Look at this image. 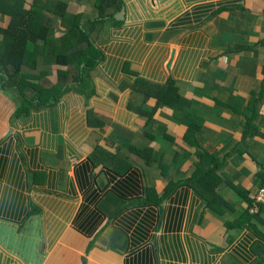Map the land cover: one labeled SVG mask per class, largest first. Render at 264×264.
Listing matches in <instances>:
<instances>
[{
    "label": "crops",
    "instance_id": "1",
    "mask_svg": "<svg viewBox=\"0 0 264 264\" xmlns=\"http://www.w3.org/2000/svg\"><path fill=\"white\" fill-rule=\"evenodd\" d=\"M41 1L49 7L36 10L38 47L48 49V38L49 45L64 49L55 56L65 53L73 41L60 46L56 39L82 21L104 61L89 104L71 89L55 107H36L14 122L18 96L4 91L0 79V221L20 228L31 204L41 209L45 257L37 264H158L159 242L169 235L180 238L172 260L183 258L179 264H264V207L252 217L255 230L243 223L264 185V0H123V16H117L122 8L95 26L98 0ZM9 17L0 13L1 28ZM40 48L35 81L49 88L65 80V88H75V65L61 79L63 67ZM138 79L157 86L175 81L180 99L175 106L161 105L150 123L131 110L136 104L151 111L156 104L135 93ZM90 110L105 131L90 125ZM190 127L199 130L207 155L202 165L215 169L219 180L214 193L208 191L218 198V212L185 184L201 153L163 138ZM145 134L155 140L138 141ZM151 142L153 167L132 154L135 145ZM166 146L172 149L162 152ZM96 147L119 152L128 164L117 167L121 173L98 157L96 165L90 158ZM162 156L170 167L165 176L157 167ZM131 175L139 177V197H124L119 188ZM209 183L204 177L197 186L208 190ZM87 210L102 218L91 235L80 228ZM0 264L30 263L0 244Z\"/></svg>",
    "mask_w": 264,
    "mask_h": 264
},
{
    "label": "trees",
    "instance_id": "2",
    "mask_svg": "<svg viewBox=\"0 0 264 264\" xmlns=\"http://www.w3.org/2000/svg\"><path fill=\"white\" fill-rule=\"evenodd\" d=\"M42 1L37 0V6H27L26 0H0V13H4L9 17L8 27H0V79L4 91H13L17 94L19 100V107L16 109L15 113L12 116L11 122L26 119L30 116L34 108H43L49 109L53 108L58 103H60L63 96L67 91L71 89L77 90L81 95L86 98L88 104L89 102L97 95V88L95 84L96 70L98 69L99 64L104 61L103 52L98 49L95 44L91 41V36L86 30H82L80 25L82 21L76 24L75 27L69 30V33H65L62 37L56 39V41H61L60 46L72 42V48L65 51L59 56H55L58 52L64 51L60 50L59 46L49 45L48 38L44 39L45 45H48V49L40 48L39 38L33 36L36 26V10H43L48 8V5H41ZM20 6L22 8H20ZM99 11V18L93 22V26L97 25L99 22L105 21L106 17H114L117 12L121 11L124 6L123 0H98L96 4ZM29 9H27V8ZM113 10V12H109ZM202 13L196 14L200 16ZM121 24V23H120ZM45 30L51 31L47 27H44ZM47 33V32H46ZM77 34V40H73ZM43 39V38H42ZM88 42L89 47L86 49L78 50L73 48V45L76 43ZM76 44V45H77ZM75 45V46H76ZM30 50H29V48ZM37 48H40L44 54L55 56L53 60L55 64L63 67V72L59 73L61 79L67 76L69 71L68 66L75 65L77 75L74 78L76 83L75 88L66 87L68 81L62 80L55 84L52 87L45 88L38 84L33 76L25 75L22 73V67L26 65L25 59L29 56H32L33 63L30 65V68L36 70L38 59H36L35 51ZM71 64V65H70ZM29 65V64H28ZM128 71H131L130 68H127ZM135 93L141 92L145 98V101L155 100L156 104L153 110L146 111L144 108H138L131 106V110L138 114L139 116L147 119L148 122L156 117L158 109L160 106H172L175 104L177 99H180V87L175 81L169 80V82L164 86H157L156 84L148 83L143 79H138L134 87ZM26 92H31L32 96H29ZM175 106V105H174ZM90 125L94 128L105 129L106 124L104 125L100 120L96 118L95 112L90 110L89 112ZM166 134L163 136L164 140L167 143L176 144V138L172 135L168 136ZM199 130L196 127H190L185 130L179 136V143L186 144L191 147L192 150L200 152L202 157L198 165H196V170L194 178L185 182L187 186L192 188L204 201L209 204V208L213 212H218V209L214 208V203L217 201V196L211 197L209 192L214 193L212 187H214V181L219 180L215 177L214 170H206L202 165L203 159L207 156L203 152L201 147V142L198 139ZM154 141L151 135L141 136L138 141ZM152 145L143 147L139 145V148H132V154L140 157L143 162L149 167L155 166L153 161V154L156 150L154 142H151ZM155 146V147H154ZM105 160L104 165L109 169L121 173V170L115 167L117 164L115 158L103 147H96L91 153V160L98 165L96 159ZM162 158L157 164V167L161 170L163 176L166 175L169 171V166L166 167L162 164ZM110 160V161H108ZM106 162H110L112 166L108 165ZM124 163L128 162L124 159ZM130 165V163H129ZM204 168V169H203ZM129 169H132L130 166ZM212 171V172H211ZM138 171L133 173L124 174H137ZM123 175V174H118ZM208 179L211 183L208 184V190L204 187L199 188L197 184L203 178ZM114 181L118 179L113 178ZM174 187L171 184L169 187L165 188V197L169 195L171 188ZM119 188L123 192L124 197H139L141 194L142 186L139 181V177L131 175V177L123 183L119 182ZM199 188V190H198ZM209 191V192H208ZM1 192V188H0ZM94 204V201H91ZM144 204V202H142ZM253 207V203H250L249 209L246 211V214L243 217V223L247 229L255 230V227L252 225V217L258 216L261 212V208L258 214H252L250 211ZM41 209L31 204V212L27 219V222L22 227H17L13 224L0 221V244L9 252L20 256L23 260L30 264H37L41 261V258L45 257L43 254V240H42V228H41ZM89 214V215H88ZM97 211H92L90 213L87 210L82 216H86L87 220L80 222V228L86 235H91L94 229V221L97 220L98 223L102 220L101 217H97ZM29 223V224H28ZM179 236H172L164 238L159 242V262L158 264H179L183 262V258H178L174 261L173 255H175V250H179ZM161 252V253H160ZM180 254L182 252H179Z\"/></svg>",
    "mask_w": 264,
    "mask_h": 264
},
{
    "label": "rangeland",
    "instance_id": "3",
    "mask_svg": "<svg viewBox=\"0 0 264 264\" xmlns=\"http://www.w3.org/2000/svg\"><path fill=\"white\" fill-rule=\"evenodd\" d=\"M26 4H27V6L29 7H31V6H34V5H36L37 6V0H30L29 2H26ZM29 7V8H30ZM20 8H22L21 6H20ZM88 29V28H87ZM29 48V47H28ZM29 50H30V48H29ZM33 58H32V56H29V57H27L26 59H25V62H26V65H24L23 67H22V73L23 74H25V75H29V76H33L34 77V75H35V72L37 71V72H39V67H40V64L38 65L37 64V69L36 70H34V69H32V68H30V65L33 63ZM29 64V65H28ZM26 69H28L29 70V72H26ZM100 73H99V68L96 70V76L97 75H99ZM36 76V75H35ZM73 90H75V89H73ZM75 91H77V90H75ZM78 92V91H77ZM79 93V92H78ZM101 130H103V129H101ZM104 131H105V129H104ZM175 135L176 136H174L175 138H176V144H179V136H180V133L179 134H177V133H175ZM168 136H170V135H168ZM171 137V136H170ZM166 150L165 151H162V152H167V151H170L172 148L171 147H168V146H166V148H165ZM105 150V149H104ZM114 152H115V150H113ZM113 151H111L110 152V154L115 158V160H116V162H117V164H120V165H117V164H115V167H123V166H125V163H124V161H123V158L121 157V155H120V153L119 152H113ZM171 155V154H170ZM158 159H160V156L158 157ZM103 161V163H104V161L105 160H102ZM108 161H110V160H108ZM108 165H110V166H112V164L110 163V162H106ZM190 180H192L194 177V175H191L190 174Z\"/></svg>",
    "mask_w": 264,
    "mask_h": 264
},
{
    "label": "built area",
    "instance_id": "4",
    "mask_svg": "<svg viewBox=\"0 0 264 264\" xmlns=\"http://www.w3.org/2000/svg\"><path fill=\"white\" fill-rule=\"evenodd\" d=\"M262 207H264V185L254 198L253 207L250 212L252 214H258Z\"/></svg>",
    "mask_w": 264,
    "mask_h": 264
},
{
    "label": "water",
    "instance_id": "5",
    "mask_svg": "<svg viewBox=\"0 0 264 264\" xmlns=\"http://www.w3.org/2000/svg\"><path fill=\"white\" fill-rule=\"evenodd\" d=\"M125 12H126V8L123 7L122 11H121L120 13L117 14L118 18H119V16H123V15L125 14ZM123 20H124V19H123Z\"/></svg>",
    "mask_w": 264,
    "mask_h": 264
}]
</instances>
